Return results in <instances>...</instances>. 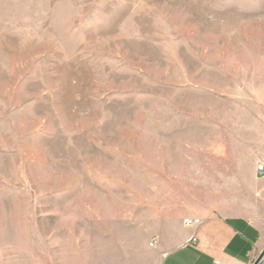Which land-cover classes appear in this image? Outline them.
Listing matches in <instances>:
<instances>
[{"label":"rangeland","instance_id":"374dc122","mask_svg":"<svg viewBox=\"0 0 264 264\" xmlns=\"http://www.w3.org/2000/svg\"><path fill=\"white\" fill-rule=\"evenodd\" d=\"M234 120H264V0H0V264L163 214Z\"/></svg>","mask_w":264,"mask_h":264},{"label":"crops","instance_id":"0c3cea01","mask_svg":"<svg viewBox=\"0 0 264 264\" xmlns=\"http://www.w3.org/2000/svg\"><path fill=\"white\" fill-rule=\"evenodd\" d=\"M230 122L232 132L220 126L211 162L185 153L184 171L170 170L185 180L170 184L163 214L133 222L105 216V227L89 216L96 225L83 236L47 240L50 257L56 264H253L264 249V174L255 169L264 161V120Z\"/></svg>","mask_w":264,"mask_h":264},{"label":"built area","instance_id":"2783aa9c","mask_svg":"<svg viewBox=\"0 0 264 264\" xmlns=\"http://www.w3.org/2000/svg\"><path fill=\"white\" fill-rule=\"evenodd\" d=\"M256 173L258 174H263L264 173V165L263 164H258L257 168H256ZM196 222L194 220H186L185 224L187 225H193ZM191 242H195V239L193 238L191 240ZM154 244L153 241H151L150 245L152 246ZM253 264H264V254L262 256L258 257L254 260Z\"/></svg>","mask_w":264,"mask_h":264},{"label":"water","instance_id":"95a60500","mask_svg":"<svg viewBox=\"0 0 264 264\" xmlns=\"http://www.w3.org/2000/svg\"><path fill=\"white\" fill-rule=\"evenodd\" d=\"M264 254V249L261 251V253L259 254V257L262 256Z\"/></svg>","mask_w":264,"mask_h":264}]
</instances>
